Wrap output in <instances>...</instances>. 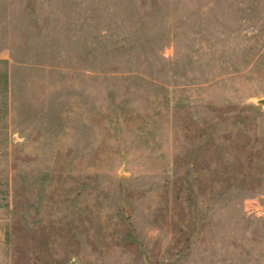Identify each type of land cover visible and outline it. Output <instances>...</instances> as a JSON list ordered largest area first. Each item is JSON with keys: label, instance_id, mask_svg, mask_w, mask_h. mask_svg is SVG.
Listing matches in <instances>:
<instances>
[{"label": "rangeland", "instance_id": "obj_1", "mask_svg": "<svg viewBox=\"0 0 264 264\" xmlns=\"http://www.w3.org/2000/svg\"><path fill=\"white\" fill-rule=\"evenodd\" d=\"M0 264H264V0H0Z\"/></svg>", "mask_w": 264, "mask_h": 264}]
</instances>
